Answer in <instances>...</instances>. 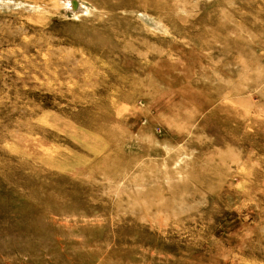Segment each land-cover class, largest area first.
<instances>
[{
	"label": "rangeland",
	"instance_id": "374dc122",
	"mask_svg": "<svg viewBox=\"0 0 264 264\" xmlns=\"http://www.w3.org/2000/svg\"><path fill=\"white\" fill-rule=\"evenodd\" d=\"M66 1L0 0V264H264V0Z\"/></svg>",
	"mask_w": 264,
	"mask_h": 264
},
{
	"label": "bare ground",
	"instance_id": "6f19581e",
	"mask_svg": "<svg viewBox=\"0 0 264 264\" xmlns=\"http://www.w3.org/2000/svg\"><path fill=\"white\" fill-rule=\"evenodd\" d=\"M62 5H65L66 9H72V10L74 9V10H81V11L86 9V7L79 0H67L65 4H62Z\"/></svg>",
	"mask_w": 264,
	"mask_h": 264
}]
</instances>
